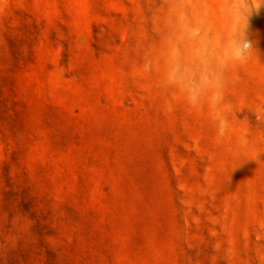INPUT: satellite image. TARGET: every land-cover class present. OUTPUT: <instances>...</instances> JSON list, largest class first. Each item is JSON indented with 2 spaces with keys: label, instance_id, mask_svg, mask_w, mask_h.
Instances as JSON below:
<instances>
[{
  "label": "rangeland",
  "instance_id": "obj_1",
  "mask_svg": "<svg viewBox=\"0 0 264 264\" xmlns=\"http://www.w3.org/2000/svg\"><path fill=\"white\" fill-rule=\"evenodd\" d=\"M237 18L234 0H0V264H264V11L223 141L160 86L178 20L223 50Z\"/></svg>",
  "mask_w": 264,
  "mask_h": 264
},
{
  "label": "clouds",
  "instance_id": "obj_2",
  "mask_svg": "<svg viewBox=\"0 0 264 264\" xmlns=\"http://www.w3.org/2000/svg\"><path fill=\"white\" fill-rule=\"evenodd\" d=\"M234 3L238 18L232 40L223 50L213 46L201 26L178 20L177 28L167 37L161 61L164 72L160 86L174 93L188 109L206 112L218 141L225 139L231 124L226 99L227 70L230 65L246 63L255 51L250 20L264 11V0H234ZM154 67L151 58L143 64L147 73ZM256 119H264V114H257ZM241 143H247L246 138Z\"/></svg>",
  "mask_w": 264,
  "mask_h": 264
}]
</instances>
